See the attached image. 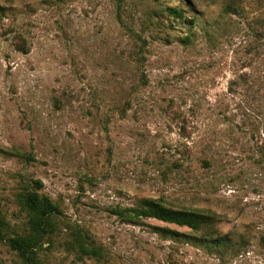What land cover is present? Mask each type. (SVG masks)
Masks as SVG:
<instances>
[{
  "label": "rangeland",
  "instance_id": "1",
  "mask_svg": "<svg viewBox=\"0 0 264 264\" xmlns=\"http://www.w3.org/2000/svg\"><path fill=\"white\" fill-rule=\"evenodd\" d=\"M167 5L183 19L164 17ZM0 0V214L24 179L64 212L45 264H264V0ZM190 36V40H185ZM19 150L29 155H14ZM216 214L233 245L113 209ZM168 228L159 231L155 228ZM103 250L79 257L73 231ZM0 264H23L0 240Z\"/></svg>",
  "mask_w": 264,
  "mask_h": 264
},
{
  "label": "trees",
  "instance_id": "2",
  "mask_svg": "<svg viewBox=\"0 0 264 264\" xmlns=\"http://www.w3.org/2000/svg\"><path fill=\"white\" fill-rule=\"evenodd\" d=\"M118 15L121 16L120 7L124 0H116ZM164 17L183 19L184 10L179 6L167 5L159 10ZM185 40H190L186 36ZM14 155H29L19 150L12 151ZM43 182L40 179H24L23 187L18 192L16 200L18 205L27 214V222L23 231L13 232L9 235L11 228L9 221L0 214V240L5 241L12 250L18 254L23 264H45L40 258L39 250L44 242L50 241L57 232L59 219L64 215L61 205L49 195L42 193ZM124 222L138 223L145 218H156L164 222L187 226L199 236L198 239L205 247L219 251L233 245L232 238L221 234L216 230L217 218L212 212L191 210L185 208H170L154 198H143L134 206H116L113 209ZM161 231H169L168 228H155ZM73 239L70 240L71 247L79 257H99L103 254L101 247L90 241L87 233L80 229L73 231Z\"/></svg>",
  "mask_w": 264,
  "mask_h": 264
}]
</instances>
